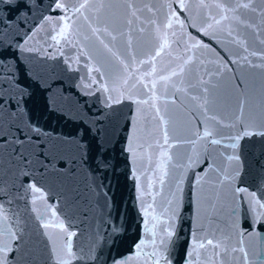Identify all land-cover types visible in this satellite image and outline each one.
<instances>
[{"label":"water","instance_id":"water-1","mask_svg":"<svg viewBox=\"0 0 264 264\" xmlns=\"http://www.w3.org/2000/svg\"><path fill=\"white\" fill-rule=\"evenodd\" d=\"M31 2L26 16L0 11V17H8L7 27L0 26V52L7 49L0 59V84L27 89L21 114L45 137L44 156L26 153V163L19 155L11 161L7 154L0 156V207L8 228L18 236L10 264H56L54 249L63 245L67 233H75L72 264H99L84 259L91 255L106 264L135 257L140 240L146 242L145 256L130 264H145L153 238L145 229L146 220L149 227L156 225L157 243L165 229L173 231L167 264H187L189 259L193 264H245L241 247L250 260L257 249L264 250V222L252 218L248 197L255 193L264 202V18L259 15L264 0H253L257 12H229L219 26L212 19L222 15L214 6L217 2L236 8L246 0H206L208 8H199L198 0H185L187 9L178 7L179 0H112L114 7L101 16L117 40L100 34L111 52L88 29L89 22L95 23V8L85 10L89 21L77 14L70 42L56 44V21L45 23L43 17L63 13L49 9L51 0ZM67 2L72 6L83 0ZM91 3L98 5L99 0ZM129 3L138 10V19L130 15ZM172 11L184 22L183 29L175 21L171 29L165 28ZM209 24L213 27L207 28ZM165 32L170 48L156 58V75L145 76L151 66L139 61L155 55ZM26 36L32 38L25 47L33 51L18 48ZM195 44L207 47H192ZM189 57L191 62L185 64ZM91 67L101 71L90 72ZM181 67L184 72L172 77L167 87L157 83V114L152 79ZM129 75L121 102L107 107V96H119ZM105 86L110 93L103 91ZM206 129L213 135L201 139ZM245 130L253 134L245 136ZM237 135L242 138H231ZM212 139L221 143L212 144ZM162 152L171 157L164 166L166 175L159 166ZM232 155L239 159L230 162L227 157ZM190 158L195 161L191 166ZM33 185L39 191L33 192ZM237 188L246 192L237 193ZM46 222H63L65 231L45 229ZM48 233H54L51 240ZM209 239L223 246L213 249ZM198 242L206 247L188 257ZM217 251L219 257L214 256Z\"/></svg>","mask_w":264,"mask_h":264},{"label":"snow or ice","instance_id":"snow-or-ice-1","mask_svg":"<svg viewBox=\"0 0 264 264\" xmlns=\"http://www.w3.org/2000/svg\"><path fill=\"white\" fill-rule=\"evenodd\" d=\"M36 7H39V4L35 5ZM199 8H208L209 4L206 3V0H198ZM216 8L220 10L222 15L219 19L212 18L214 20V23L216 25H222V21H227L229 19L228 13L232 12L235 13L238 8H243L246 10H250L252 12H257V9L253 7V0H246V2H240L236 5V8H229L224 3L217 2L214 5ZM114 7L112 0H99L98 5H93L91 3V0H83V2H80L78 5H72L69 6L67 0H51V3L49 4V9L51 11H59L60 13H63V15H60L56 18H53L51 15L47 17H43V20L45 23H52L53 20L56 21V25L58 27V32L56 35L52 36V39L56 42V44H60L61 40H64L66 42H70V37L75 34L73 31V25L76 22L77 14H79L80 17H83L85 21H89V16L85 14V10L89 8H95L96 16H95V23L89 22L88 23V29L90 30L92 36L96 38V40L99 41V43L103 46V48L109 52L112 51V49L109 47L108 44L104 42L103 39L100 38V34L104 33L105 35H108L110 39L114 42L117 40V35L115 31L109 30V24L107 21L101 16V12L104 9H112ZM128 9H133L130 12V15L132 17H137V11L134 9V5L129 3L127 5ZM178 7L180 9H187L188 5L185 4V0H179ZM33 8V4L31 0H0V11L5 12H12L15 11L19 16H26ZM151 10V9H149ZM113 16H115V13H112ZM259 15L264 18V8H261L259 10ZM233 19H236L235 16L232 17ZM8 19L7 16L0 17V26L7 27V24L5 21ZM179 24L181 29L184 28V22L182 20H179V18L176 15L175 11H172L168 17L167 23L165 25V28L171 29L173 27V22ZM129 25L132 24V20L129 19L127 21ZM103 24V27L100 25ZM213 25L209 24L207 28H212ZM55 31V29H54ZM205 34H209L207 29H204ZM228 34H232V29L229 26L228 28ZM120 35H123V33H120ZM172 35L175 36L176 33L173 31ZM31 36H26V38L23 41V44H19L18 48L21 51H33L31 48L25 47L27 45L28 40L31 39ZM84 39L86 41L90 40V37L85 35ZM160 42L157 46V50L155 52V55L150 60H141L139 63L141 65L143 64H149L151 66V71L144 73L145 76H155L157 69L155 60L157 57H160L164 50L166 48H170V39L168 36V33L165 32L160 38ZM242 43V42H241ZM264 43V41H262ZM129 47H131V39L128 41ZM0 46H2V42H0ZM207 47L206 45H200L195 44L192 45V47ZM7 49H5L4 52H0V59H4L6 55ZM244 51L247 52V47L244 48ZM251 55H255V53H251ZM264 58V57H262ZM244 60H247L248 57H243ZM191 62V57H189L187 60H185V64ZM122 67H127L126 64L121 61ZM254 67L256 65H253ZM90 72H100V67H91L89 69ZM184 72V68L181 67L179 69V72L176 70H173L170 75L164 76L160 75L159 79H152L151 81V89L152 92V107L156 109L157 114H159V108L156 105V87L157 83L162 81L164 82V86H168V82L172 80V77H175L177 75H180ZM131 75L123 79L122 85H121V91L119 96L113 97L111 94L107 96L106 99V106L111 107L114 103H120L121 99L124 96V86L129 84V81L131 79ZM137 80L139 83H143V79L137 77ZM17 86L19 87V81L15 82ZM93 83H95V80H93ZM145 87L148 85L145 84ZM87 87V85H85ZM131 87H136L135 84H132ZM103 91L105 93H110V90L107 86L104 87ZM111 91H116L115 88H113ZM27 92V89H23L21 91H17L16 89L9 88L7 85L0 84V156L3 154H7L9 161L14 159L17 155L20 157L21 163L28 162V158L26 156V153H30L31 155H40L44 156V144L41 143L42 139H45L44 136H42L43 130L37 127L36 125H33L31 123V120L29 119L27 122H25L21 112V105L24 103L23 97L25 96ZM19 97V98H18ZM131 98V96H129ZM193 99H198L197 97H193ZM137 104L140 103H148L149 101H141V100H135L134 101ZM206 103V101H205ZM210 119H215V117H210ZM231 126V125H226ZM253 133L248 132L245 130L243 132V135H252ZM213 135L212 131L205 130L203 133V137H200L201 139L211 137ZM260 135H264V132H261ZM232 139L239 140L242 137L240 135H237L236 137H231ZM50 140V137L47 138ZM169 136L167 132H165L164 135V143L168 144ZM212 144H219L221 143L220 140L212 139L210 141ZM192 143H195L194 141ZM20 148H23L24 151H19ZM233 148H235V145H233ZM50 152L52 150H49ZM129 151L133 153L135 156V151L130 147ZM162 159L160 161V167L163 170V174H167L166 167H164L168 160L171 159L170 156H167L166 153H161ZM46 158V157H45ZM227 159L231 161H236L239 159L238 156L232 155L227 157ZM195 161L191 158L189 159V166L194 164ZM227 178V176H225ZM161 183H163V179L161 178ZM32 188L33 192L39 191L34 185L30 186ZM237 193L246 192V189L244 188H237ZM249 197V205H250V213L252 218L255 220L256 223H262L264 222V202L261 200H258L256 198L255 193H248ZM145 214L147 215V209H145ZM236 212L233 210L232 215H235ZM53 216L55 217V213H53ZM153 221H156L157 218L155 216L152 217ZM237 225L234 223L233 227H236ZM43 227L45 229L49 228H58L61 232L65 231L63 222L57 223H51L46 222L44 223ZM155 223L152 224L151 227H149V221H145V229L147 232H150L152 235V240L150 241L152 245V251L147 254V259L145 261V264H167L168 258L165 256V252L168 249L169 243L171 241V237L173 236V231L169 227L164 230V235L159 237V243H157V233L155 231ZM49 239L51 240L54 233H48ZM75 235V233H67L66 238L63 240V245L59 248L54 249V255H55V261L56 264H72V260L75 257V253L73 252L72 248V237ZM241 237L245 235L244 232L240 233ZM250 235V233H249ZM18 241V236L16 232H13L10 228L7 226V216L3 211V208L0 207V264H10V260H14L16 256V251L18 249V243H16V246L14 247V243ZM241 244H243V239H241ZM207 245L211 246L213 249H220L223 245L221 242H214L213 240L209 239L207 240ZM146 247L145 240H140L136 245V253L135 257L129 256L128 258L124 259L123 261L118 259H113L112 264H130V261L135 259H140L145 256L144 249ZM206 245L203 242H198L193 245L192 251L188 252L186 255L188 257H191L193 253H196L198 256L199 253L197 249H203ZM236 249H233L235 251ZM225 251H227V248H225ZM240 251L244 253V261L245 264H264V250L257 249L253 253V258L249 259V253L243 248H240ZM221 255L220 252H215L214 256L219 257ZM91 258L93 262H99V264H106V261H100L99 255H91L85 256L84 259ZM187 264H193L192 260L189 259L187 261ZM207 264H219L216 260H210L207 262Z\"/></svg>","mask_w":264,"mask_h":264}]
</instances>
